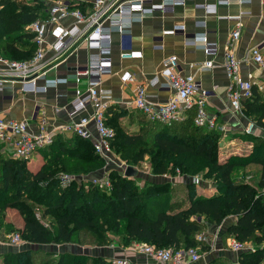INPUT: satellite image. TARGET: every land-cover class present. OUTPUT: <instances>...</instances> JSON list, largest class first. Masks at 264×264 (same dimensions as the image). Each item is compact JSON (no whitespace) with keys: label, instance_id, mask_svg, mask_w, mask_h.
<instances>
[{"label":"trees","instance_id":"trees-1","mask_svg":"<svg viewBox=\"0 0 264 264\" xmlns=\"http://www.w3.org/2000/svg\"><path fill=\"white\" fill-rule=\"evenodd\" d=\"M48 5L0 0L1 56L15 60H28L33 56L35 44L31 41L33 33L28 27L38 17L47 16L45 10ZM253 93L252 99L243 102V109L258 114L257 124L263 130L264 95L254 87ZM113 118H118V115L108 108L106 124L114 129L115 136L121 137V143L130 152L143 139L138 134L149 132L153 136L154 149L136 148L130 155L133 163L141 161L149 153L153 173L168 177L174 175L183 180L201 173L205 178L217 180L222 192L198 197L192 193L193 186L185 184L189 204L182 207L180 201L171 199L176 185L169 179L164 182L146 181L139 188L128 176L121 177L115 173L112 177L108 175L111 181L109 189L99 188L90 181L84 189L78 184L81 181L77 180L61 186L60 173L87 176L103 161L89 140L76 135L55 136L53 143L44 148L47 151L41 149L44 161L35 171L27 169L26 160L0 152V206L5 203L1 199L3 192L15 197L32 192L44 197L40 202L46 205L41 219L46 215L53 218L52 222L45 224L30 207L11 205L23 214V225L19 229L22 239L40 247L71 243L79 235L77 244L80 246H108L115 242L117 246L125 247L141 242L157 248L187 249L201 245L197 236L203 225L221 226L226 216L233 214L235 222L223 227L220 234L222 242L226 244L233 237L251 246V249L240 252L239 264H264V205H259L264 195L257 193L256 188L249 184L235 182L231 175L238 166L259 162L263 169L258 187H264V154H233L219 161L216 158L218 132L195 126L189 119L170 126L146 119L139 133L131 135L123 133V126ZM119 130L122 131L118 133ZM261 150H264V140L253 141L252 152ZM71 160L77 162L71 164ZM18 175L23 176L22 185L14 181ZM204 249H209L207 242ZM32 253L42 255L36 264H111L102 256L67 252L58 254L66 257V262L54 263L47 255L55 252L41 250L4 254L1 264H33ZM208 264H229V261L220 258Z\"/></svg>","mask_w":264,"mask_h":264},{"label":"built area","instance_id":"built-area-1","mask_svg":"<svg viewBox=\"0 0 264 264\" xmlns=\"http://www.w3.org/2000/svg\"><path fill=\"white\" fill-rule=\"evenodd\" d=\"M32 3L43 2L49 4L46 17H38L29 25L33 33L35 51L28 60H7L8 75L18 79L23 92H45L50 87L66 84L67 77L44 78L43 84H37L39 77H44L46 61V36L49 26H53V42L49 49L53 51L55 59H58L70 47L80 39L86 43L90 50L87 63L72 71V79L76 85L73 98L70 101V120L66 123L53 124L45 116L39 119L33 128L27 120H17L0 116V152L4 148L11 149L12 157L29 159L31 155L50 146L54 137L61 131H69L72 134L89 140L94 152L102 159L104 165L115 161L113 157L112 140L115 131L106 124V110L112 99L111 90L102 86V77L111 73V35L117 32L120 36L130 35L132 26L141 22L145 15L155 12L163 14L172 13L177 5H183L185 0H92L87 10H81L74 6L75 0H29ZM197 4L207 12H215L216 5L207 3ZM220 5H227L233 1L244 3L249 0H216ZM72 5V6H70ZM72 19L70 24L62 22ZM236 17L235 29L230 33L223 52V68L230 81L227 97L232 110L242 115L243 102L253 98V87L258 91L264 87V82L255 78L253 73L242 76L240 65L242 60L235 53V43L240 35L241 23ZM183 29V25L177 24L163 31V34H174ZM198 46L205 55L215 56L218 52L215 43L210 42L206 34L201 33L186 39V43ZM161 48V45L155 46ZM135 56L134 52H122L120 58L130 59ZM249 62H252L258 71H264V39L248 50ZM248 59V58H247ZM247 59L243 61L248 63ZM178 58L169 55L162 59L160 70L153 75L145 84H139L134 89L132 103L147 120L170 126L175 122L186 119L198 127L217 131L220 135H226V125L218 122L216 117L207 113L206 101L209 91L203 88L194 78L193 74L182 73L177 70ZM191 68L207 70L213 67L212 60L202 63H191ZM85 77V88L78 85ZM121 80H132L128 72L123 73ZM146 85L150 87H168L173 92L165 102L154 101L147 93ZM256 129L252 122L247 123L242 132L252 134ZM168 177L166 174L161 175ZM61 186H67L72 181H90L102 189H109L111 181L107 174L79 176L67 172L59 174ZM198 175L190 178L196 183ZM36 217L41 219L37 213ZM205 236L198 235L202 240ZM9 243L19 244V233L9 237ZM132 247V248H131ZM134 252L152 258L160 263L187 264L200 259V254L195 247L187 249H164L157 248L148 243L134 242L131 245ZM227 248L234 252L251 249V246L239 242L235 238L228 240ZM111 264H129L126 258H114Z\"/></svg>","mask_w":264,"mask_h":264},{"label":"crops","instance_id":"crops-1","mask_svg":"<svg viewBox=\"0 0 264 264\" xmlns=\"http://www.w3.org/2000/svg\"><path fill=\"white\" fill-rule=\"evenodd\" d=\"M91 1L75 0V4L78 6L77 8L84 11L87 10ZM204 2V0H185V3L177 5L172 13L163 14L155 12L145 15L141 22L133 24L130 35L120 36L117 32L111 35V73L102 77V86L111 90L112 99L108 108L111 111H115L118 115V118H113L116 122L122 126L126 124L133 126L138 132L140 131L141 126L145 124L146 118L132 103L134 89L139 84H145L160 70L161 61L164 57L176 55L178 58L177 70L182 73L193 74L196 81L209 91L206 101V111L211 116L214 115L218 122L226 125V137L229 134L231 136L232 134L243 133L242 130L245 125L242 115L231 109L227 97L230 81L223 68V52L226 49L227 42L230 40V33L235 29L236 17H239L238 21L241 23V28L239 30V38L235 43V53L237 58L242 60L240 73L242 76H246L247 73H253L257 80L264 82V71H258L257 67L252 62H249L248 57V50L264 39V0H249L244 3L233 1L227 5H220L216 0H208L207 3L209 4H217L215 12H207L203 8L196 7L197 4ZM71 22L72 19L68 18L62 24L67 25ZM177 24L183 25V29L177 30L174 34H163V31ZM52 29L53 26H49L46 36L47 50L45 61L47 65L44 77H39L36 82L37 84H43L44 78L62 76L67 77L68 82L50 87L45 92H23L21 91L20 81L8 75V67L5 61L12 59L0 55V116L27 120L33 128L37 126L42 115L50 122H53V124L66 123L70 120L68 117L71 109L70 101L73 98V92L76 87L71 77L72 71L87 63L90 50L87 48L86 43L80 39L58 59H55L53 51L49 49V45L54 39L51 32ZM201 33L206 34L208 40L216 44L218 52L215 56H207L198 46L195 47L191 43H186L187 38ZM31 41L33 42V40ZM158 45L162 47H155ZM122 52H134L135 56L130 59H122L120 58ZM208 59L213 61V67L207 70L190 67L191 63H202ZM244 59H247L248 63L244 62ZM125 72L130 74L132 80H121V76ZM78 86L85 88V77L81 79ZM146 90L151 98L157 102L167 101L173 92L168 87L163 86L150 87L146 85ZM110 115L111 112L109 113ZM56 136L74 137V134L69 131H61ZM233 146L234 144L231 145L226 139V148L228 149ZM251 150L252 144L249 145L248 152H251ZM1 152L13 156L11 155V149L8 147L4 148ZM43 153L42 150L36 151V155L38 156L36 162L38 165H42L44 161ZM231 153L232 155L243 154L238 151ZM229 156L230 153H226V159ZM251 166H256V176L254 174L253 177L255 178L252 177V180H247L245 177L247 173L244 171L248 170ZM262 169L263 165L261 163L250 162L244 166L236 167L231 174L232 179L237 183L249 184L264 195V187H258ZM96 171L90 174H94ZM75 174L79 175L81 173ZM157 177L159 181H152L164 182L168 180L167 177L161 175ZM169 179L170 182L176 185L171 194V199L173 201H180L182 207H186L189 204L187 187L179 184L180 182L176 184L178 178L171 177ZM182 187H185V193L182 191L181 194H178L177 192ZM203 195L205 194L198 193L196 196ZM234 222L235 216L229 214L226 216L223 225L227 228ZM223 225L211 227L212 233L217 238H220ZM205 241L209 245V249L205 251V255H201L198 261L187 264H208L220 258H226L229 264H239L238 257L242 251L234 252L229 250L227 248L228 242L226 243V247H223L214 246L211 243L212 240L209 241L208 237H206ZM217 244L219 245L220 243ZM131 245L122 248L113 243L100 248V250L97 246H83V248H90L89 250L93 251H89V254L102 256L105 259L126 258L129 261L128 257H115L114 255L123 254L124 250L130 249ZM128 252L132 254L130 255V264H168L160 263L152 258L133 253L129 250Z\"/></svg>","mask_w":264,"mask_h":264},{"label":"rangeland","instance_id":"rangeland-1","mask_svg":"<svg viewBox=\"0 0 264 264\" xmlns=\"http://www.w3.org/2000/svg\"><path fill=\"white\" fill-rule=\"evenodd\" d=\"M17 2L20 3H30L32 4L29 0H16ZM85 5V4H84ZM72 6V5H70ZM74 6L78 7L75 4L74 1ZM262 95H264V87L262 90H258ZM257 118H258V114L256 113H251L249 111H244V109H242V120L244 121V125H246L249 122H252L255 124L256 129L253 131L252 134H246V133H236V134H232L230 136L226 135H220L218 133V150H217V159L219 161H222L226 158V153H230V155H232L231 152H240L243 153L242 155H248V153H253L254 155L257 153L264 154V150L258 151L256 153L252 152H248V148L249 145H251L253 143V141H263L264 140V129L262 130V128L260 126H258L257 124ZM116 129V127H114ZM123 133L126 134H131V135H137L139 132L137 131L136 128H134L133 126H129V125H124L123 128ZM122 130H119L118 133H120ZM140 137H142L143 139H141L134 147L131 148V152L130 150L126 149V145L121 143V137L120 136H114V139L112 140V149H113V157L115 159V161L109 165H104V163L102 164H98L96 167L94 166V169H97V171L94 173L96 175H104L107 174L110 177H112V175H114L115 173H117L119 176L123 177L124 176V171L126 169L127 166H132L133 169H135L137 171V174L135 176L129 177L131 178V180L133 181V183H135L139 188H142L144 183L146 181H152V180H157L159 175L155 174L152 172V168H151V162H150V155L149 153H146L143 156V159L137 163H133L131 160V153H133V151L141 146H145L146 149H154L153 148V136L149 134V132L147 133H141L138 134ZM147 139V141L145 140ZM226 139L228 142H230L231 145L234 144L233 147L230 148H226ZM237 146H239V148H237ZM150 152V151H149ZM151 153V152H150ZM25 160V159H22ZM29 160V161H28ZM38 160V156L36 155V152H34L31 157L29 159L26 160V166L27 169L29 171H35V169H39L41 167V165H38V163L36 162ZM77 160H71V164L72 163H76ZM79 167H82L81 164H76ZM245 173V177L248 179H251L254 174L256 176V166H251L248 170L244 171ZM70 173V172H67ZM23 174V173H21ZM73 174V173H70ZM239 175V174H238ZM170 177V176H169ZM171 177H175L178 178V182H176V184H191L193 186V190L192 193H195V195L199 194H205L207 197L210 195H215L220 193V186L219 183L217 182V180H213V178H205L202 176V174L200 173L198 175V179L196 183H190V178H186V179H181L178 176H171ZM156 178V179H155ZM255 178V177H253ZM252 178V179H253ZM22 179L23 176L21 177V175H18L15 178V183L18 185H22ZM169 179V178H168ZM251 179V180H252ZM182 180V181H181ZM170 181V179H169ZM75 183V182H73ZM175 183V181H174ZM81 186L83 185L84 189L85 186L87 185V180L86 181H81L80 183ZM185 187H182L177 193L181 194L182 191L183 193H185ZM259 190L256 189L257 193ZM222 192V191H221ZM9 192H3L1 194V199L5 201V203H3L2 206H0V263H2V257L4 254H8V253H17V252H22L24 253L25 251H37V250H41L42 252H55L54 255H47L48 259L50 261H53L54 263L57 262H66L67 258L64 257H60L58 254L59 253H63V252H67V253H86L88 254L89 251L92 252L93 250H89L90 248H83V246H80L77 244V241L80 239V236L78 235V237L74 238L73 241L71 243H55V244H45L43 246L37 247L34 245H31L28 241L24 240L21 238V242L19 244H11L9 243V237L12 234L15 233H19V229L20 226L22 224V217L23 214L22 212L18 209V208H14L11 205H20L21 207H30V209L33 210V212L37 215V213L39 215H42V213L44 212L45 209V204H40V202L43 200V195L40 194H32V192H26L22 195H20L19 197H15V196H8ZM46 194L50 195L49 191H46ZM203 195V196H205ZM45 203V202H44ZM261 204L264 205V199L263 202H261L259 205L261 206ZM5 206V207H4ZM42 222L45 224H49L50 222L53 221V218L50 217L49 215H46L45 217H43ZM226 220V218H225ZM226 223V222H225ZM223 225V224H222ZM223 227L225 228L226 226L223 225ZM212 229L211 226L207 225H203L202 226V230L200 232V234H202L205 237L209 238V241L212 240V244L214 246H223L226 247V244H224V242H222V240H220L221 238H217V236H215L212 233ZM221 237V236H220ZM199 240V239H198ZM206 238H203L202 240H199L201 242V245H197L195 246L198 253L200 254V256H204L205 255V249L204 246L206 244ZM224 241V239H223ZM114 242V241H113ZM222 242V243H221ZM217 243H220L219 245ZM115 244V242H114ZM89 246V245H88ZM94 246V245H92ZM90 247V246H89ZM95 248V247H94ZM97 248L100 250V248H104V246H97ZM123 248V247H122ZM132 248V247H131ZM128 249L129 251L136 253L133 251V249ZM127 250V251H128ZM126 250H124L123 254L121 253V255H117L115 254V257H128L129 259V264L131 263V253H127ZM138 254V253H137ZM42 257L41 254H31V260L33 264H36V261L39 260ZM108 262L111 263L110 259H106Z\"/></svg>","mask_w":264,"mask_h":264},{"label":"water","instance_id":"water-1","mask_svg":"<svg viewBox=\"0 0 264 264\" xmlns=\"http://www.w3.org/2000/svg\"><path fill=\"white\" fill-rule=\"evenodd\" d=\"M136 174H137V171L133 169L132 166H127L124 171V175L128 177L135 176Z\"/></svg>","mask_w":264,"mask_h":264}]
</instances>
